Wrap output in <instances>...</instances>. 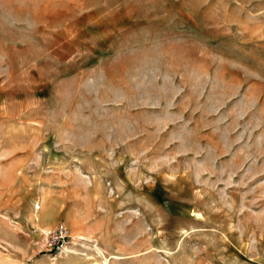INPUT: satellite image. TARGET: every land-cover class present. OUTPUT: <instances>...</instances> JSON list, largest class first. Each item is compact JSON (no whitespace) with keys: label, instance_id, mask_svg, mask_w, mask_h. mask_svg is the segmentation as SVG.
<instances>
[{"label":"rangeland","instance_id":"1","mask_svg":"<svg viewBox=\"0 0 264 264\" xmlns=\"http://www.w3.org/2000/svg\"><path fill=\"white\" fill-rule=\"evenodd\" d=\"M0 264H264V0H0Z\"/></svg>","mask_w":264,"mask_h":264},{"label":"built area","instance_id":"2","mask_svg":"<svg viewBox=\"0 0 264 264\" xmlns=\"http://www.w3.org/2000/svg\"><path fill=\"white\" fill-rule=\"evenodd\" d=\"M46 242L49 251L55 253V255L71 254L76 248V243L73 242L68 229L64 225H60L56 230L48 233Z\"/></svg>","mask_w":264,"mask_h":264},{"label":"bare ground","instance_id":"3","mask_svg":"<svg viewBox=\"0 0 264 264\" xmlns=\"http://www.w3.org/2000/svg\"><path fill=\"white\" fill-rule=\"evenodd\" d=\"M100 251V250H99ZM75 253H77V249L75 248L74 249V251L72 252V254H75ZM113 259H116V260H120L121 258H119V257H115V258H113ZM107 260V259H106Z\"/></svg>","mask_w":264,"mask_h":264}]
</instances>
